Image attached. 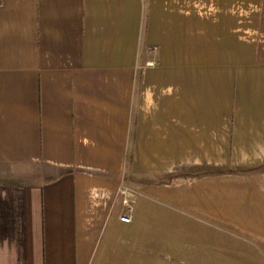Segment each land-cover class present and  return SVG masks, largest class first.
<instances>
[{
	"label": "crops",
	"instance_id": "0c3cea01",
	"mask_svg": "<svg viewBox=\"0 0 264 264\" xmlns=\"http://www.w3.org/2000/svg\"><path fill=\"white\" fill-rule=\"evenodd\" d=\"M154 206L264 264V0H0V264H115Z\"/></svg>",
	"mask_w": 264,
	"mask_h": 264
},
{
	"label": "rangeland",
	"instance_id": "374dc122",
	"mask_svg": "<svg viewBox=\"0 0 264 264\" xmlns=\"http://www.w3.org/2000/svg\"><path fill=\"white\" fill-rule=\"evenodd\" d=\"M155 63L152 66L154 67ZM123 185L128 189L131 214H133V205L136 202V196H140L139 190L136 186L129 184L125 178L121 179ZM115 200H118L115 198ZM124 205L120 211H125ZM141 212V220L136 225L135 218L132 219L131 224L123 223L122 225L115 223L113 216H111L109 227L113 226V231L118 235L122 233L128 236L129 231L136 232L135 248L136 253L132 256L128 253L122 252V255L117 259L115 264H181L176 259V254L183 246L192 247L193 249L201 248L204 244L207 247L220 250L212 259L211 264H230L231 261H223V257H228L229 245L228 237L221 235L219 228L208 226L204 222H196L192 218L183 217L177 212H169L165 207L154 206ZM209 233L206 235V233ZM131 239L133 242L134 240ZM106 240V239H105ZM107 241V240H106ZM184 243V244H183ZM183 244V245H182ZM118 248V245L115 249ZM206 248V247H204ZM225 251V252H224ZM222 255V256H220ZM238 261L247 263L246 256L235 255ZM246 262V263H245ZM231 263L236 264L234 261ZM238 264V263H237Z\"/></svg>",
	"mask_w": 264,
	"mask_h": 264
},
{
	"label": "built area",
	"instance_id": "2783aa9c",
	"mask_svg": "<svg viewBox=\"0 0 264 264\" xmlns=\"http://www.w3.org/2000/svg\"><path fill=\"white\" fill-rule=\"evenodd\" d=\"M153 61H149L147 62V66H152L153 65ZM117 190H116V193H115V198H117L118 200H120V204L124 205L126 210L121 212V215L118 217V219L122 222H130V216L132 215L131 214V207L129 205L130 203V199H129V194H128V188L123 185L121 179H120V182L118 183V186H117Z\"/></svg>",
	"mask_w": 264,
	"mask_h": 264
}]
</instances>
